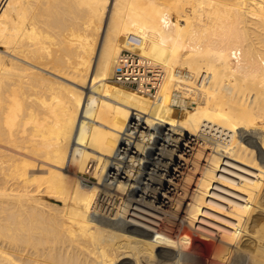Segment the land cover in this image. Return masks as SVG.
Listing matches in <instances>:
<instances>
[{"label":"bare ground","instance_id":"1","mask_svg":"<svg viewBox=\"0 0 264 264\" xmlns=\"http://www.w3.org/2000/svg\"><path fill=\"white\" fill-rule=\"evenodd\" d=\"M0 264H264V0H0Z\"/></svg>","mask_w":264,"mask_h":264},{"label":"built area","instance_id":"2","mask_svg":"<svg viewBox=\"0 0 264 264\" xmlns=\"http://www.w3.org/2000/svg\"><path fill=\"white\" fill-rule=\"evenodd\" d=\"M141 41V37L136 34L127 35L126 46L117 56L112 79L120 85L136 88L152 98H156L163 82L164 70L159 64L136 50ZM204 81L205 74L196 78V83L199 85ZM180 93L179 91L173 93L175 101L181 99ZM192 102V98H186L185 103L188 107L193 106ZM174 106L182 108V104L179 102H175ZM225 136L226 134L222 139L226 138Z\"/></svg>","mask_w":264,"mask_h":264},{"label":"rangeland","instance_id":"3","mask_svg":"<svg viewBox=\"0 0 264 264\" xmlns=\"http://www.w3.org/2000/svg\"><path fill=\"white\" fill-rule=\"evenodd\" d=\"M177 112L180 115L182 111H180L179 108H178V111ZM189 141L190 140H187V142H189ZM199 248L200 249L198 250V255H199L200 260H202V261H208V258H209V260L210 259L212 260V258H213L215 261H217L218 258L216 257V255H214V256H213V254L211 255V252H212V249L211 248L205 247V246L204 247H199Z\"/></svg>","mask_w":264,"mask_h":264}]
</instances>
